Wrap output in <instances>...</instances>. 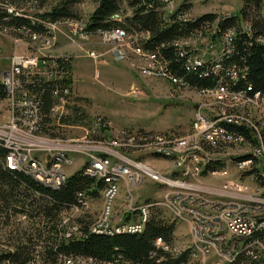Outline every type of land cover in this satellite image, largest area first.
Returning <instances> with one entry per match:
<instances>
[{"label": "built area", "instance_id": "2783aa9c", "mask_svg": "<svg viewBox=\"0 0 264 264\" xmlns=\"http://www.w3.org/2000/svg\"><path fill=\"white\" fill-rule=\"evenodd\" d=\"M18 1L20 2L19 6L10 3H0V6L8 13L20 12L22 16H36L37 24H30L35 28L34 30L31 27L22 26L17 31L0 26V32L14 36L16 38L13 40L14 43L22 42L24 45V51L13 52L9 65L0 72V86L3 99L7 100L11 121L6 129L0 125V145L7 150L2 158L3 164L9 169L27 172V176L43 178L46 183H53L60 187L68 175L65 167L74 164L71 154L78 155L80 159L77 167L86 174L102 177L103 181L101 196L102 199H105V207L102 209L100 219L95 223H90L89 231H136L138 220L142 215H147L150 204L140 203V209H132L133 201L130 199L123 205L121 213L116 211V213L111 214L108 211V203L112 202L118 192V190H112V179H121L123 184H130V182L135 181L136 172H133L130 164L137 168L138 164L143 165L142 159L138 157L125 159L122 155L113 154L110 151L102 150V148L96 152L93 149H86L90 146L86 148L80 145V148L78 145L68 148L33 147L24 140V137L17 134L18 129H23L26 133L42 130L45 115L40 106V99L45 94L46 87L48 98L51 101L49 113L53 114L58 110L60 111L65 98L69 95L70 78L67 68L70 56L56 50L57 35L63 34L59 26L66 25L69 28V31L63 35L71 43L76 40L85 41L92 34L116 40L126 39L130 35L120 33V27L101 29L100 33H89L87 26L75 17L57 18L55 20L42 19L36 15L34 4H27V0ZM172 12H167V14ZM222 16L218 15L215 18V24L204 23L200 28L194 30L188 36L193 37V45H184V38L173 42L178 57L182 59V62L188 63L190 71L212 72L213 76L216 77L213 86L188 88L201 94L213 93L220 101L215 112L210 110L209 114L204 113L200 107L194 112L190 132L197 131L196 133H202L203 137L187 143L182 150H174L172 148L176 140L174 134L152 131L133 132L124 128L117 131L122 142H128L132 145H135V139L138 138L172 139L171 147L146 149L141 153L143 156L150 155L163 159L162 151L174 152V159L163 160L170 161L173 166L172 169H180L181 177H170L169 170V179L159 177L160 180L158 181L160 184L173 186L172 188H179L182 185L180 183L185 180H195L205 173L223 175L224 180L219 185L221 189L229 188L243 191L251 188L244 181L236 177H229L228 168V164H231L236 173H252L250 163L237 162V154H230L218 149L224 147L226 142L238 143L245 140L249 146V143L253 142L252 136L246 139L242 135L227 129L225 125L230 124V121H240V126L249 129L250 133L256 132L257 146L248 152H254L256 160L263 155V150L259 147V135H262L264 130L262 126L256 130L255 126L258 125L256 122H254L255 126L252 125L253 128L249 126L245 121L247 113H242L243 108L239 104H242L241 102L250 105H252L250 102L264 103V93L256 91L249 95L243 89H231L227 80L235 84L239 77H244V69L237 68L230 62L228 65H223V71H216V63H221V58H228V53H232V41L236 35L234 27L220 31L218 22ZM176 18L188 19L184 13L177 14ZM41 25H49L50 33L41 32ZM238 28L246 34L250 33L249 28L243 27L242 22L239 23ZM106 40L108 41L105 39L104 42H107ZM132 46L138 57L145 62V66L142 67L143 73L169 79L174 92L184 88L181 79L175 75H170V71L167 67H163V63H157L155 50H148V54H140L135 42H132ZM109 51L113 58L123 56L120 50L113 45ZM85 53L87 57L96 59L94 51L88 50ZM136 94L134 89H131L128 96L131 97ZM92 124L103 131H107L111 127L110 122L101 117L94 118ZM133 148L136 149L135 146ZM207 157H220L225 162V169H209L206 165ZM43 162H52V169L43 171ZM122 163H129V170H122ZM140 170L142 171L141 168ZM168 193L162 194L159 203L167 209L178 211V218L186 224L190 237V247L187 251L192 254L194 263L229 264L235 254H243V264H264V195L249 194L246 196L243 194L236 200L226 197L227 199L223 202L217 200L212 203L214 200H210L212 204L204 206L202 203H195V200H186L190 194L181 197V194L176 195L177 193L172 191ZM82 197H86L85 194L77 192L75 203L70 206V209L74 211L87 209V207L82 206ZM178 198L180 201L176 202ZM216 206L217 209L214 208ZM122 216H125L124 221H122ZM68 221H70L69 218L61 220L58 226V236L79 235L76 231V225L70 224ZM254 227H262V234H254ZM237 244H245V251H237ZM154 247L159 250L149 252L148 256L152 258L151 264H161L160 253H163V247L159 240L155 242ZM254 256H261V263H254ZM77 258L81 257L58 255L59 264H74ZM86 259L89 262H96V264H139L117 259L111 261Z\"/></svg>", "mask_w": 264, "mask_h": 264}, {"label": "rangeland", "instance_id": "374dc122", "mask_svg": "<svg viewBox=\"0 0 264 264\" xmlns=\"http://www.w3.org/2000/svg\"><path fill=\"white\" fill-rule=\"evenodd\" d=\"M161 1L163 2L162 9L165 13L180 7L188 19H193L206 13H215L225 17L236 14L241 6V0ZM38 2L40 8H38ZM57 2L58 0H27V4L36 6L37 13L48 11ZM92 7V0H83L71 5L69 12L73 17L79 18L82 24H85ZM258 15L264 20V0H261ZM210 24H215V21ZM59 27L63 34L69 31L66 25ZM244 27L249 28L248 23H245ZM63 34L59 33L57 35L56 50L70 56L67 68L70 78L69 95L65 98L60 111L58 110L53 114L47 113L41 131L26 133L23 129L19 130L18 126H16L18 129L17 134L25 139L38 141V143L40 141H48L70 143L78 146L86 145L87 147H92L94 152L102 148V150L110 151L113 154L122 155L125 159L132 157L142 159L144 161L143 165L138 164L137 168L130 164L133 172H136L135 181L130 182V184H123L122 180L118 182V192L108 205L109 213L113 214L116 211L121 213L123 205L130 199L133 201L132 208L140 203L150 204L148 207L149 216L153 215L161 223L172 225L171 238L167 244L170 250L173 251L172 253H167V255L170 258H175L188 248L190 237L186 224L176 217L171 209H167L159 203L162 194L171 191L177 193L176 195L181 194V197L185 196V194H190L186 197V200H195V203H202L204 206H209L217 200L223 202L227 198L236 200L243 194L246 196L249 194L264 195L263 155L258 160L255 158L253 164H250L252 173H236L232 165L228 164L229 177H236L251 187L243 191L229 188L221 189L219 185L224 180V176L208 173L195 180H185L180 183L183 186L180 185L181 187L179 188L160 184L158 182L160 178L169 179V170L170 177H181V170L172 169V163L163 160L171 158L162 157L163 159H160L150 155L143 156L141 153L144 150L154 148L143 146L141 149L136 147L134 149L133 146L136 145L122 142L117 131L124 128L133 132L152 131L174 134L180 136V138L177 141L175 140L176 142L174 141L172 148L174 150H182L187 143L203 137L202 133H196L197 131L190 132V124L196 109L200 107L202 112L208 114L210 110L215 112V108L220 105L218 97L213 93L209 95L201 94L188 89L189 87L180 88V90L174 92L172 89L173 85L169 79L143 73L142 67L145 66V62L138 57L132 46V42H135L139 53H143L137 43L144 36L143 33H132L130 37L121 40L108 37L102 38L92 34L88 37L89 39L85 41L76 40L74 43L67 40ZM15 39L12 35L0 32V72L9 65L13 52L24 51L22 42L16 44L13 42ZM105 39H108V41L104 42ZM186 39L187 45H193V37ZM112 45L120 50L122 57L113 58L111 56L109 50ZM88 50L94 51L96 59L87 57L85 52ZM157 60L158 63H162L158 58ZM131 89H134V92L137 93L135 96H128ZM241 103L239 105L243 108L242 113H247L245 121L249 126L253 128L252 125L255 126L254 122H256L258 124L255 126L256 130L259 129V126H262L264 130V103L250 102L252 105ZM194 105H197L196 109L193 108ZM5 110L7 113L4 117L2 113ZM9 115L7 100L0 98V125L5 129L11 122ZM100 117L110 122L111 127L107 131H103L92 124L94 118ZM263 135L262 133V137H264ZM251 136L253 142L249 143L250 146L244 140L238 143L228 142L226 144L230 145H225L218 149L230 154H237V158L251 155L253 152H248V150L257 146L256 132H252ZM29 145L40 147L33 143H29ZM43 146L45 145L43 144ZM50 146L61 147L62 145L51 144ZM71 157L74 160V164L65 167L66 174L79 169L77 164L80 158L76 154H71ZM207 159H214L218 162L216 163L218 167L215 169L221 166L225 169V162L220 157H208ZM85 196L87 205L83 207H87V209L74 211L70 209V206L63 207L59 209L60 222L64 218H69L70 221L68 222L75 224L78 229L77 220L82 216L90 223H95L100 219L102 209L105 207V199H102L101 190L97 195ZM25 198L24 207L14 205V207L2 209L0 206V253L5 250H15L17 244H25L27 247L24 250L30 251V261L26 264H59V260L53 262L44 258L42 245H40L41 240L35 237V229L38 226V216L35 213L40 200L37 195L32 196L29 193L25 194ZM31 200L36 202L35 205H32V203L30 205L29 201ZM210 200L214 201L210 203ZM178 201H180V198L176 202ZM214 208L217 209V206ZM77 233L80 234V231ZM75 260L74 264H95L81 258ZM192 262V259L189 258L185 264H192Z\"/></svg>", "mask_w": 264, "mask_h": 264}, {"label": "trees", "instance_id": "16d2710c", "mask_svg": "<svg viewBox=\"0 0 264 264\" xmlns=\"http://www.w3.org/2000/svg\"><path fill=\"white\" fill-rule=\"evenodd\" d=\"M82 1L58 0L48 11H41L36 15L50 20L73 18L69 7ZM92 2L93 7L84 24L90 33H100L101 29L111 27H120L128 35L143 33L144 36L137 42L139 47L146 53L148 50H155L156 57L165 63L170 75L182 79L190 88H205L215 84L216 77L212 72L190 71L185 62L178 57L173 42L183 38L186 41V38H189L188 36L204 23H213L218 14L206 13L193 19L181 20L176 18L177 14L184 13L180 7L171 14H167L162 9L163 3L160 0H92ZM0 3L20 5L18 0H0ZM260 4L261 0H241V6L236 14L220 17L218 22L220 31L234 27L236 33L232 41V53L228 55V58H222L220 65H228L230 62L237 68L244 69V77H239L235 84L227 80L229 87L235 90L243 89L249 95L256 91L264 93V20L258 15ZM38 8H40L39 2ZM241 22L248 23L249 34L238 28ZM30 24H37V17L22 16V13H8L0 6L1 27L17 31L22 26H27L34 30L35 28ZM41 32L48 33L47 26L41 25ZM45 90V94L40 99V106L46 117L51 101L48 98L47 87ZM0 98H3L1 86ZM225 127L246 139L251 138L250 130L244 126L227 124ZM262 139L264 146V137ZM6 151L0 145V206L2 209L14 207V205L24 207L26 193L32 196L37 195L40 203L35 213L38 216L35 237L41 240L42 254L46 260L58 261V255H61L81 257L85 260L91 258L94 261L119 259L126 262L151 264L152 258H149V252L159 250L154 247L156 240L159 238L166 243L170 240L172 225L161 223L153 215L149 216L138 234L93 233L88 229L90 222L82 216L77 220L79 235L58 236L59 209L74 204L77 192H83L88 197L97 195L103 187V181L96 180L79 169L68 175L60 187L52 189L40 184L24 172L7 168L2 162ZM255 158L252 155H244L237 158V162L245 159L254 161ZM208 165L209 169L218 167L216 163ZM29 203L35 205L36 202L31 200ZM15 247V250H5L0 253V264H26L30 261V251L24 250L27 247L25 244H17ZM186 259L185 253L175 258H170L164 251L160 253L161 264H185ZM233 264H243V254H240Z\"/></svg>", "mask_w": 264, "mask_h": 264}, {"label": "bare ground", "instance_id": "6f19581e", "mask_svg": "<svg viewBox=\"0 0 264 264\" xmlns=\"http://www.w3.org/2000/svg\"><path fill=\"white\" fill-rule=\"evenodd\" d=\"M10 13H20V12H10ZM242 25L244 27V22L242 23ZM43 26H47V28L49 30L48 33H50V28H49L50 26L49 25H43ZM89 33H90V31H89ZM120 33L126 34L124 32V30H122V28H120ZM186 43L187 42H185V39H184V45H187ZM137 51H138V49H137ZM141 52H143L142 54H148V53H146L144 51H141ZM229 54L230 53H228V55ZM155 58H156V61L158 63V60H157V57H156V51H155ZM221 61H223V60H221ZM185 65L189 69V65H188L187 62H185ZM163 67H165V63H163ZM216 71H223V66H221L220 63H216ZM182 87L187 88V87H189V85H187L182 80ZM230 124H235V125H239L240 126V121H230ZM178 138H180V136L176 135V141L179 140ZM24 140H26V142H29L30 139L29 140L28 139H24ZM262 140H263L262 139V135H259V147H260V149L263 150V156H264V146H263V141ZM31 141L32 140H30L29 143H31V144L33 143V144L39 145V146H43V144H44L45 146H43V147H49V148H57V147H52L50 145L51 144H58V143H53V142H48V141H46V142L45 141H40L39 143H38V141L37 142L36 141H32L31 142ZM226 143H228V142H226ZM233 143H236V142H233ZM60 145H62V146L59 147V148H68V147H72L73 146L70 143L69 144L63 143V144H60ZM135 145H136L135 147L138 148V149H141V147H143V146H149V148L153 147L154 149H162V148H166V147H171L172 146V139H167V138H158V139H154V138H138V139H135ZM226 145H230V144H226ZM80 146L84 147V148L87 147V146H84V145H80ZM80 146L78 148H80ZM86 149H93V148L89 147V148H86ZM253 153L251 155L256 157V154L255 153L253 154ZM162 157L174 159V152L173 151H162ZM207 158H206V165H208L209 163H217L216 160H214V159L210 160V159H207ZM218 161H220V160H218ZM241 162H248L250 164H253V160L252 159H245V160H243ZM51 169H52V162H43L42 163V170L43 171H50ZM219 169H224V167L221 166ZM122 170H129V163H122ZM24 173L27 174V172H24ZM180 174H181V172H180ZM88 175L94 177L95 179H101L102 180V177H97V175H95V174H88ZM31 177L34 180H36L37 182H39L40 184H42L44 186H47L49 188L57 189L59 187V186L54 185L53 183H46V181L43 178H38L36 176H31ZM119 181H121V179H112V190H118V182ZM85 205H87V200L85 199V197H82V206H85ZM108 205H109V203H108ZM132 209H140V204L138 206L132 208ZM171 210L176 215V217H178V211H176L174 209H171ZM148 217H149V210H147V215H142L140 217V219L138 220V226L136 228V231L115 230V231H112V232H110V231H91V232H93V233H106V234H109V235L116 234V233L138 234V233H140L142 231V229L144 227V224L147 221ZM76 231L79 232V228L78 229L76 228ZM257 233H260V234L262 233V227H254V234H257ZM158 240L161 243V245L163 247V251L166 254L167 253H172L173 250H170L169 245L166 242H163V240H161L159 238L156 241H158ZM189 247H190V245L188 246V248L186 250H183V252H182V253H185L186 256H187L186 261H188L189 258L192 259V254L189 253V251H187L189 249ZM237 251H245V244H237ZM239 255L240 254H235L233 256V258L231 259V261H229V264H233L236 261V259H237V257ZM117 260H119V259H117ZM160 262H162V261L160 260ZM92 263H96V262H92ZM254 263H261V256H254ZM192 264H200V263L192 262Z\"/></svg>", "mask_w": 264, "mask_h": 264}, {"label": "crops", "instance_id": "0c3cea01", "mask_svg": "<svg viewBox=\"0 0 264 264\" xmlns=\"http://www.w3.org/2000/svg\"><path fill=\"white\" fill-rule=\"evenodd\" d=\"M6 113H7V112H6V110H5V111L2 113V116L4 115V117H5V116H6ZM77 170H79V169H77ZM75 171H76V170H75ZM73 172H74V170L71 171V172H69L68 175H70V174L73 173ZM122 217H123V218H122V221H124L123 219H125V218H124L125 216H122Z\"/></svg>", "mask_w": 264, "mask_h": 264}, {"label": "water", "instance_id": "95a60500", "mask_svg": "<svg viewBox=\"0 0 264 264\" xmlns=\"http://www.w3.org/2000/svg\"><path fill=\"white\" fill-rule=\"evenodd\" d=\"M197 105H194L193 108L196 109Z\"/></svg>", "mask_w": 264, "mask_h": 264}]
</instances>
